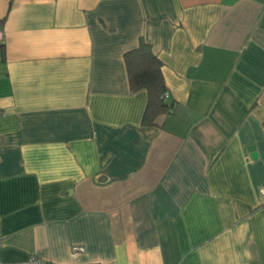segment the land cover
Segmentation results:
<instances>
[{
	"label": "crops",
	"instance_id": "obj_1",
	"mask_svg": "<svg viewBox=\"0 0 264 264\" xmlns=\"http://www.w3.org/2000/svg\"><path fill=\"white\" fill-rule=\"evenodd\" d=\"M0 31V264H264V0H0Z\"/></svg>",
	"mask_w": 264,
	"mask_h": 264
},
{
	"label": "trees",
	"instance_id": "obj_2",
	"mask_svg": "<svg viewBox=\"0 0 264 264\" xmlns=\"http://www.w3.org/2000/svg\"><path fill=\"white\" fill-rule=\"evenodd\" d=\"M124 60L131 90L138 92L143 89L147 92L148 101L143 122L151 123L154 117L169 111L163 98L166 87L161 73L162 63L152 52L150 44L143 40L138 48L126 52Z\"/></svg>",
	"mask_w": 264,
	"mask_h": 264
},
{
	"label": "built area",
	"instance_id": "obj_3",
	"mask_svg": "<svg viewBox=\"0 0 264 264\" xmlns=\"http://www.w3.org/2000/svg\"><path fill=\"white\" fill-rule=\"evenodd\" d=\"M2 41H3V34H2V32L0 31V45L2 44ZM261 200H263L264 201V186L262 187V189H261ZM1 245H2V240H1V238H0V248H1ZM84 251V249L83 248H81V247H73V248H71V253L73 254V255H75V254H77V253H81V252H83Z\"/></svg>",
	"mask_w": 264,
	"mask_h": 264
}]
</instances>
